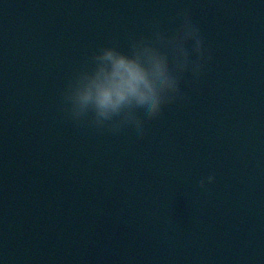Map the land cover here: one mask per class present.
I'll return each mask as SVG.
<instances>
[{
    "label": "water",
    "instance_id": "95a60500",
    "mask_svg": "<svg viewBox=\"0 0 264 264\" xmlns=\"http://www.w3.org/2000/svg\"><path fill=\"white\" fill-rule=\"evenodd\" d=\"M181 9L212 57L186 102L142 139L63 117L90 51ZM0 264H264V0H0Z\"/></svg>",
    "mask_w": 264,
    "mask_h": 264
},
{
    "label": "clouds",
    "instance_id": "9594fccd",
    "mask_svg": "<svg viewBox=\"0 0 264 264\" xmlns=\"http://www.w3.org/2000/svg\"><path fill=\"white\" fill-rule=\"evenodd\" d=\"M165 29L149 20L147 34L129 32L127 47L117 37L98 45L67 75L59 92V109L78 127L118 134L130 129L138 139L166 107L186 102L187 82L198 83L211 61L202 30L188 9ZM198 181L204 190L214 183Z\"/></svg>",
    "mask_w": 264,
    "mask_h": 264
}]
</instances>
